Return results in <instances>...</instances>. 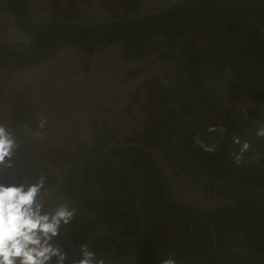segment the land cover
Masks as SVG:
<instances>
[{
	"label": "flooded vegetation",
	"instance_id": "af4514ba",
	"mask_svg": "<svg viewBox=\"0 0 264 264\" xmlns=\"http://www.w3.org/2000/svg\"><path fill=\"white\" fill-rule=\"evenodd\" d=\"M13 1L16 8L0 0V124L14 133L18 149L12 168L0 166V182L44 176L45 204L75 209L56 241L66 264L80 258L84 244L106 264H151L139 237L135 185L115 161L140 175L164 259L264 264V214L232 219L255 198L221 190L175 147L191 113L186 75L199 110L181 149L230 187L264 189V138L256 135L264 126V38L256 28L218 16L167 33L164 44L128 39L62 52L45 40L53 21L122 19L152 10V0H23V7ZM28 48L34 51H19ZM211 125L216 132H208ZM235 136L251 144L240 164L232 155L239 151Z\"/></svg>",
	"mask_w": 264,
	"mask_h": 264
},
{
	"label": "water",
	"instance_id": "95a60500",
	"mask_svg": "<svg viewBox=\"0 0 264 264\" xmlns=\"http://www.w3.org/2000/svg\"><path fill=\"white\" fill-rule=\"evenodd\" d=\"M7 1L10 7H17L13 0ZM22 2L23 0L19 4L21 7H23ZM151 5L154 8L150 11L141 10L136 14L112 21L84 23L75 20H55L52 22V29L46 33L45 40L61 47L62 52L78 45H101L104 43L115 45L128 39H149L157 44H164L167 33L218 16L243 19L253 25L264 38V0H152ZM37 31L38 29L35 28V36L39 40L43 35L41 31L38 33ZM19 51L22 54H28L34 50L28 48ZM184 87L190 100L191 113L187 116L186 122L178 128L175 135L176 153L191 169L204 177H209V182L221 190L236 196L255 198V203L249 209L232 219L253 211L264 214V189L256 185L230 187L212 177L209 172L205 171L181 149L180 140L195 125L199 110V104L191 92L186 75ZM114 166H116L114 168L117 171L128 177L135 185L142 232L139 237L146 242L151 264H161L164 259L163 253L158 246L151 222L145 185L137 171L125 165L124 162L115 161ZM208 202L214 203L215 199H210Z\"/></svg>",
	"mask_w": 264,
	"mask_h": 264
},
{
	"label": "clouds",
	"instance_id": "9594fccd",
	"mask_svg": "<svg viewBox=\"0 0 264 264\" xmlns=\"http://www.w3.org/2000/svg\"><path fill=\"white\" fill-rule=\"evenodd\" d=\"M46 121L41 119L38 127L44 128ZM208 132H216L215 125L208 127ZM223 133L225 130L220 128ZM39 134V133H38ZM256 135L264 138V126ZM206 151H215L214 146L205 145ZM233 143L239 145V151L233 152L236 164L243 161L244 153L251 148L249 141L238 136ZM18 149L17 138L3 124H0V166L5 169L13 167L12 158ZM45 177H39L34 183L0 182V264H66L68 257L63 248L56 242L61 234V226L67 225L75 216V209L66 204H57L49 208L45 204L48 191ZM71 264H106L103 258L87 244L80 246V258ZM161 264H176L171 257Z\"/></svg>",
	"mask_w": 264,
	"mask_h": 264
}]
</instances>
